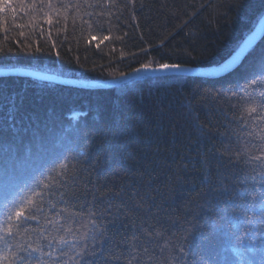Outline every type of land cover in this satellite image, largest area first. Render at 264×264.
<instances>
[{
	"label": "trees",
	"instance_id": "16d2710c",
	"mask_svg": "<svg viewBox=\"0 0 264 264\" xmlns=\"http://www.w3.org/2000/svg\"><path fill=\"white\" fill-rule=\"evenodd\" d=\"M263 17L264 0H0V72L108 84L163 63L213 69L237 54ZM262 68L264 38L239 69L221 79L170 76L161 82L145 77L94 91L0 79V228L16 222L13 201L29 186L48 182L62 165L70 172L78 169L81 191L88 181L93 182L89 188L115 191L150 160L152 187L164 193L157 200H164L168 216L178 221L172 226L162 219L168 233L179 235L184 217L202 222L198 204L203 201L197 196L205 175L201 157L212 150L215 180L217 157L224 151L221 172L243 179L248 156L233 164L227 163L229 157L260 154L254 129L264 124L246 109L264 104ZM54 211L48 215L56 220ZM46 223L30 221L31 231L9 238L7 247L0 241V264H23L21 249L37 245L29 264H83L76 254L92 259L86 252L99 248L78 223L71 232L52 224L46 228ZM218 223L224 226L220 232L190 247L189 261L198 254L213 264H264L259 250L264 228L257 229L252 250L245 235L251 225ZM61 237L68 243L60 244ZM52 248L58 261L48 255ZM156 252L160 255L159 248Z\"/></svg>",
	"mask_w": 264,
	"mask_h": 264
},
{
	"label": "snow or ice",
	"instance_id": "6c2138e0",
	"mask_svg": "<svg viewBox=\"0 0 264 264\" xmlns=\"http://www.w3.org/2000/svg\"><path fill=\"white\" fill-rule=\"evenodd\" d=\"M104 39L108 37L105 36ZM144 70L175 73L181 71V67L175 63H163L158 68L146 67ZM261 74L264 75V68ZM172 78L165 76L160 80L163 82ZM251 102L253 105L257 103L255 100ZM246 111L250 116L254 114L260 123L264 124V104H260L259 109L256 106L247 107ZM254 131L261 142L260 154L237 152L234 159L230 156L227 161L229 164L240 163L242 156H248L243 161L248 166L245 168L243 179L236 177L234 172L231 175L221 172L225 163L224 151L217 157L215 180L212 179V163L209 160V156L213 154L212 150L209 149L201 157L205 175L200 182L201 191L197 196L203 201L198 204L200 210L198 214L203 215V221L194 224L187 217L182 218L179 235L176 232L169 234L165 223L162 222V219L166 220L172 226L178 223L175 218L168 216L164 200H157V195L163 197L164 193L159 188L152 187L154 161L150 160L138 170V176L133 178L135 182L121 184L115 191L112 188L100 189L98 185L89 188L88 184H93L92 181H88L81 191L75 177V171L78 169L74 166V170L70 172L62 165V171L51 176L48 182H37L38 187L29 186L28 192L18 202L13 201L16 205L14 211L16 222L6 229L0 228L4 233L0 235V241L7 247L10 244L9 238L14 239L17 235L31 231L30 221L36 220L39 224L40 219H44L47 222L46 228L48 224H52L71 232L72 225L78 223L86 229L83 236L88 237L91 233L90 238L99 245V248L86 252L85 255L92 259H85L78 252L76 255L80 256L83 264H213V261L198 254L196 259L189 261L192 255L189 249L204 243L213 232H220L224 226L218 221L230 220L251 225L245 230V235L248 236L249 249L254 250L257 247V229L264 228V128L258 127ZM180 178L177 177L178 180ZM68 206L76 210L68 213L65 211ZM53 209L56 220L48 215ZM61 216L63 224L60 221ZM8 219L11 220V216ZM65 225L67 227H64ZM13 228L16 229L15 232ZM43 238L47 239L46 236ZM162 238L164 243L160 244ZM194 240L197 242L195 246ZM241 242L243 243V240ZM59 243L66 244L68 241L61 237ZM48 245L51 246V241H48ZM38 247L39 245L21 249L26 253V257L19 258L23 264H29L32 254L38 251ZM157 248L160 255L156 252ZM165 249L167 254H164ZM259 250L264 252V236L260 238ZM48 255L54 261L59 260L56 248H52ZM76 264H80V260H77Z\"/></svg>",
	"mask_w": 264,
	"mask_h": 264
},
{
	"label": "water",
	"instance_id": "95a60500",
	"mask_svg": "<svg viewBox=\"0 0 264 264\" xmlns=\"http://www.w3.org/2000/svg\"><path fill=\"white\" fill-rule=\"evenodd\" d=\"M263 38H264V17L258 24L255 31L252 33V35L244 42V44L237 52V54L224 65L213 69L194 70V69L181 68V71L175 73H162V72L140 70L119 81L108 84L80 83L75 81L62 80L56 77L41 75L28 71H1L0 79L2 78L31 79L36 82L58 85L64 88H72L77 90H92V91L117 88L124 84L145 77L161 78L165 76L167 77L173 76V77H186V78H197V79H204V78L221 79L223 77L228 76L235 70L239 69L240 66L243 64V62L245 61L247 55L250 53V51L253 48H255L263 40Z\"/></svg>",
	"mask_w": 264,
	"mask_h": 264
}]
</instances>
